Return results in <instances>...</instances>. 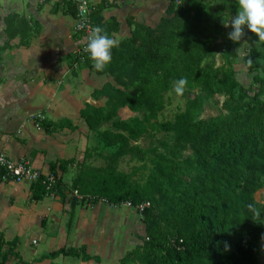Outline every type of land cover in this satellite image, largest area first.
<instances>
[{
	"label": "trees",
	"instance_id": "trees-1",
	"mask_svg": "<svg viewBox=\"0 0 264 264\" xmlns=\"http://www.w3.org/2000/svg\"><path fill=\"white\" fill-rule=\"evenodd\" d=\"M65 5L75 16L73 5ZM107 6L102 1L93 20L113 38L119 23L114 17L104 20L101 16ZM237 10L236 0H181L178 4L170 0L153 27L127 20L130 34L112 49V60L103 71H96L89 54L84 62L71 54L75 64L111 79L92 93L103 104L86 103L80 111L96 139L94 148L85 149L84 159H99L103 165L83 163L68 193L60 189V178L53 191L41 181L32 183L30 200L58 194L64 206L70 204V221L78 201L73 191L90 207L100 202L111 207L149 203L138 213L144 234L114 264H258L264 206L255 202L254 195L264 180V41L247 34L244 62L253 84L247 90L236 78L232 61V50L241 43L229 40L222 24ZM17 18L11 15L5 23L8 27L16 22L24 29L21 42L26 45L37 31ZM217 54L223 61L218 67L207 61ZM181 78L188 81L182 95L184 110L171 120H159L165 94ZM217 95L223 97L221 112L199 118L203 104ZM125 108L141 116L121 119L118 113ZM34 122L46 134L76 129L67 119L53 123L35 117ZM155 133H164L170 142L148 156L138 141ZM123 158L141 165L130 173L121 171L118 165ZM147 162L151 168L146 177L134 179ZM62 165L63 161L51 163L49 173L57 175ZM17 245V237L6 240L0 232V264L11 259L18 264L47 260L66 264L54 262L60 256L100 262L85 246L62 247L24 261Z\"/></svg>",
	"mask_w": 264,
	"mask_h": 264
},
{
	"label": "crops",
	"instance_id": "crops-1",
	"mask_svg": "<svg viewBox=\"0 0 264 264\" xmlns=\"http://www.w3.org/2000/svg\"><path fill=\"white\" fill-rule=\"evenodd\" d=\"M89 1L96 9L104 0ZM106 1L110 6L101 16L117 20L119 28L113 38L119 42L130 34L128 19L153 27L170 0ZM11 15L37 31L26 45L21 42L24 29L16 22L7 27L5 20ZM0 19V152L11 159H28L42 173L50 171L51 163L63 161L57 175L60 189L68 193L80 166H94V159H84L91 133L80 111L86 103L103 104L92 93L111 79L72 62L71 54L81 39L74 30V14L58 0H0ZM38 114L53 123L67 119L76 129L46 134L34 122ZM30 194L29 183L0 181V232L6 240L18 238L16 251L24 261L62 247L85 246L100 262L80 259L81 264H114L131 249L128 209H115L104 202L90 207L78 200L70 221V204L64 206L58 194H48L38 202L31 201ZM33 227L42 230L51 250L37 253L26 247L30 255L24 256L20 233ZM34 242L39 239L33 237ZM55 242L63 246L53 249ZM62 260L60 256L54 262Z\"/></svg>",
	"mask_w": 264,
	"mask_h": 264
},
{
	"label": "rangeland",
	"instance_id": "rangeland-1",
	"mask_svg": "<svg viewBox=\"0 0 264 264\" xmlns=\"http://www.w3.org/2000/svg\"><path fill=\"white\" fill-rule=\"evenodd\" d=\"M163 15V12L161 13ZM234 17V16H232ZM231 27H227V32L229 33L231 31ZM249 31L246 30L245 37L240 41L241 45L232 51L234 52L233 56V67L236 73V78L240 81V83L244 86L245 89H252L253 84L251 81V75H249L247 71V67L244 62V57L247 54L248 50V41H247V34ZM247 42V43H245ZM211 63H213L216 67L220 66L223 61L220 58L219 54H217L214 58H211L210 60H207ZM165 107L162 110V112L159 115V120H171L173 116L182 110H184L185 106V99L182 97V95H177L174 92V87L168 91L165 96ZM223 97L221 96H214V98L206 101L200 112L198 117L199 118H208L212 116H216L221 112V105H222ZM119 117L121 119H126L128 117L138 115L141 116V113H133L129 110L122 109L119 111ZM107 125H104V128H106ZM170 138L169 136L165 135L164 133H155L152 136H147L138 141V145L148 152V156H151L155 150L162 151L164 144H169ZM89 146L91 148H94L96 145V139L94 134L90 135V138L88 140ZM179 156L184 157L186 156V153H181ZM94 165H103V161L99 159H94ZM141 165V162L135 161L134 159L129 158H123L121 159L118 169L124 172L130 173L133 169V167H139ZM151 168V163H146V168L141 169L134 177V179L137 180H143L146 175L148 174L149 170ZM254 200L257 204L264 206V180H263V187L258 190L254 195ZM115 209H122L126 208L129 211V218H130V248H132V245L138 242V236H141L144 234V226L139 220V214L136 212L135 208L127 205H122L121 207H114ZM42 230L40 228L33 227L31 230H29L26 234L20 233V240H21V247L20 251L24 256H29L26 251V247L30 249V251H34L37 253L46 252L47 250H51L50 245L46 244L47 238L43 237L41 235ZM39 239V243H31L32 238ZM59 243L55 242L53 244V249L59 248L63 245H58ZM38 258V257H37ZM60 258V257H59ZM36 259V258H35ZM50 262V261H49ZM62 262L66 264H81L80 259L75 257H64V260ZM7 264H18V262L14 259H11ZM40 264H49L48 261H44ZM258 264H264V231L261 240L258 244Z\"/></svg>",
	"mask_w": 264,
	"mask_h": 264
},
{
	"label": "clouds",
	"instance_id": "clouds-1",
	"mask_svg": "<svg viewBox=\"0 0 264 264\" xmlns=\"http://www.w3.org/2000/svg\"><path fill=\"white\" fill-rule=\"evenodd\" d=\"M236 7L238 9L236 15L234 17L229 16L227 20L222 22L224 27L230 26L232 29L228 33V39L233 43H238L245 37L247 30L255 34L258 41H264V0H236ZM117 46L118 41L111 38L103 27L96 26L92 29L91 34L87 37L85 50L93 61L96 71L101 72L110 64L112 49ZM187 84L188 81L185 78L175 81V94L183 95ZM247 207L257 217L260 216L252 204Z\"/></svg>",
	"mask_w": 264,
	"mask_h": 264
},
{
	"label": "built area",
	"instance_id": "built-area-1",
	"mask_svg": "<svg viewBox=\"0 0 264 264\" xmlns=\"http://www.w3.org/2000/svg\"><path fill=\"white\" fill-rule=\"evenodd\" d=\"M58 1L62 4L70 3L75 9L74 30L79 34L81 43L73 51V55L80 62H84L86 55H88L87 51L85 50L87 37L91 34L92 29L96 27L93 20L95 8L89 0ZM175 2L178 4L181 2V0H175ZM35 117H38L39 119L44 118V116L41 114L33 116V119H35ZM0 181H11L14 183L24 182L29 183L30 185L37 181H41L42 185H44L48 191H53L58 181V175L51 174L49 172L42 173L40 170L34 168L28 159H11L0 152ZM74 195L78 200L85 199L82 195H79L77 191H74ZM124 205H127V207L131 206L129 203ZM148 205L149 203H144L133 208H135L137 213H141Z\"/></svg>",
	"mask_w": 264,
	"mask_h": 264
}]
</instances>
